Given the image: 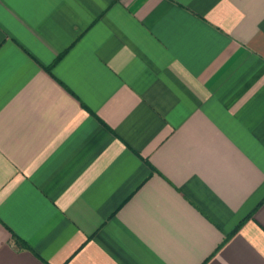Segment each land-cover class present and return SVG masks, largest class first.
<instances>
[{
	"label": "crops",
	"instance_id": "1",
	"mask_svg": "<svg viewBox=\"0 0 264 264\" xmlns=\"http://www.w3.org/2000/svg\"><path fill=\"white\" fill-rule=\"evenodd\" d=\"M0 264H264V0H0Z\"/></svg>",
	"mask_w": 264,
	"mask_h": 264
}]
</instances>
